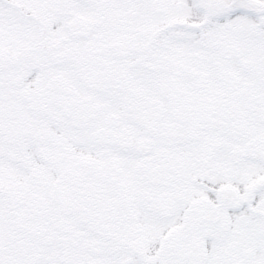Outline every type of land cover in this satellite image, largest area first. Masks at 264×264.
I'll list each match as a JSON object with an SVG mask.
<instances>
[{
	"label": "snow or ice",
	"instance_id": "1",
	"mask_svg": "<svg viewBox=\"0 0 264 264\" xmlns=\"http://www.w3.org/2000/svg\"><path fill=\"white\" fill-rule=\"evenodd\" d=\"M0 264H264V0H0Z\"/></svg>",
	"mask_w": 264,
	"mask_h": 264
}]
</instances>
